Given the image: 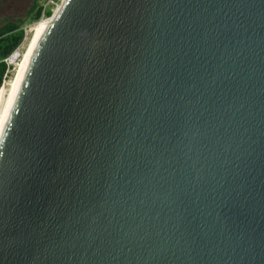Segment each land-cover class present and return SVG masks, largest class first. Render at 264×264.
Here are the masks:
<instances>
[{"label": "water", "instance_id": "1", "mask_svg": "<svg viewBox=\"0 0 264 264\" xmlns=\"http://www.w3.org/2000/svg\"><path fill=\"white\" fill-rule=\"evenodd\" d=\"M0 264H264V0H63L0 136Z\"/></svg>", "mask_w": 264, "mask_h": 264}, {"label": "bare ground", "instance_id": "2", "mask_svg": "<svg viewBox=\"0 0 264 264\" xmlns=\"http://www.w3.org/2000/svg\"><path fill=\"white\" fill-rule=\"evenodd\" d=\"M50 23V21H42L38 23L32 30V34L30 35L31 38L28 40V43L25 47L24 55L22 60L20 61L11 82L8 84L7 89L4 85L3 88L0 89V104L3 100V97L6 96V101L2 112H0V119H3V126L0 128V136L3 131V128L6 124L18 91L20 89L21 83L23 81L27 65L30 59V56L34 50V46L36 40L38 39L39 35L41 34L42 30ZM2 109V108H1ZM0 109V110H1Z\"/></svg>", "mask_w": 264, "mask_h": 264}, {"label": "rangeland", "instance_id": "3", "mask_svg": "<svg viewBox=\"0 0 264 264\" xmlns=\"http://www.w3.org/2000/svg\"><path fill=\"white\" fill-rule=\"evenodd\" d=\"M34 3L35 0H0V29L3 28L8 23H14V24L22 23L21 28L26 26H32V28H34L38 23L42 22L41 19L38 21L33 20V16L35 13H31V10L34 6ZM43 3L44 0L39 2L38 8ZM52 9L55 11L56 7H53ZM31 34L32 31L28 35L29 36L28 40L31 38L30 36ZM28 40L26 42V45L28 43ZM13 76H10V78L6 80V83L2 84L0 89L3 88L4 85L6 86L7 89V86L11 82ZM4 100L6 101V96L3 97V100L0 104V109L2 108L0 112H2L4 108L5 105Z\"/></svg>", "mask_w": 264, "mask_h": 264}, {"label": "built area", "instance_id": "4", "mask_svg": "<svg viewBox=\"0 0 264 264\" xmlns=\"http://www.w3.org/2000/svg\"><path fill=\"white\" fill-rule=\"evenodd\" d=\"M63 0H44V3L40 5L41 8V20L42 21H50L53 16L59 11ZM56 7L55 11L52 9ZM48 13H53L51 17H48ZM32 26H26L21 28V31L24 34V39L21 44L5 59H3L0 63L4 64L5 71L2 77V84L6 83V80L15 74V71L23 58L26 42L28 40V35L32 31Z\"/></svg>", "mask_w": 264, "mask_h": 264}, {"label": "trees", "instance_id": "5", "mask_svg": "<svg viewBox=\"0 0 264 264\" xmlns=\"http://www.w3.org/2000/svg\"><path fill=\"white\" fill-rule=\"evenodd\" d=\"M42 0H35L31 13H35L33 16L34 21L41 19V8H38L39 2ZM51 13H48V17ZM22 23L14 24L8 23L0 29V62L9 56L23 41L24 34L21 31ZM5 66L0 63V87L2 86V77L4 75Z\"/></svg>", "mask_w": 264, "mask_h": 264}, {"label": "snow or ice", "instance_id": "6", "mask_svg": "<svg viewBox=\"0 0 264 264\" xmlns=\"http://www.w3.org/2000/svg\"><path fill=\"white\" fill-rule=\"evenodd\" d=\"M3 126V119H0V128Z\"/></svg>", "mask_w": 264, "mask_h": 264}]
</instances>
